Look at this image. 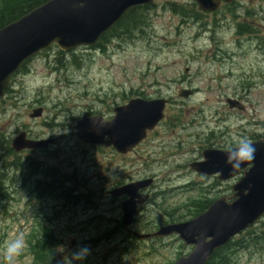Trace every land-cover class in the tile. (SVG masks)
Returning a JSON list of instances; mask_svg holds the SVG:
<instances>
[{
	"label": "rangeland",
	"instance_id": "rangeland-1",
	"mask_svg": "<svg viewBox=\"0 0 264 264\" xmlns=\"http://www.w3.org/2000/svg\"><path fill=\"white\" fill-rule=\"evenodd\" d=\"M141 13L144 23L124 40L111 39L96 50L81 47L60 52L53 46L34 57L12 79L10 89L14 93L0 99V199L2 192L10 197L0 201V251L6 242L22 234L26 247L15 264H36L32 250H44L37 246L36 234L44 237L48 230L56 236L55 246L47 244L49 252L58 247L66 251L87 247L89 255L84 264H172L180 254L190 251L176 238L146 243L131 239L120 228L118 206L110 200L77 206L38 201L30 191L31 182L11 180L13 169L1 173L3 163L14 158L1 154V150L20 127L33 135L59 138L60 149L34 154L33 158H44L47 165L59 170L80 163L85 169L93 168L92 162L99 161L88 175L97 173L94 177L102 180L116 173L111 169L117 160L100 154L92 158L90 151L83 153L84 147L76 151L75 121L100 110L98 98L109 94L114 95L110 102L130 92L167 99L164 119L149 133L150 143L143 148L152 155L145 156L147 172L158 176L163 191L187 182L202 184L186 169L191 156L199 153L196 146L201 141L211 139L230 147L241 138L249 139L256 127L261 130L264 43L255 44L253 38L264 36V0H236L232 7L223 5L211 14L200 13L192 0H153ZM182 90H193L194 94L186 99L179 96ZM228 98L243 104L245 110H230ZM37 107L43 108V115L29 119L28 114ZM75 155L82 159L80 163H76ZM132 162L137 166L141 160ZM205 184H213L208 187L213 199L227 193L225 184L215 185L213 180ZM202 197L201 192L166 191L160 201V215H155L154 208L145 221L144 216L138 218L143 221L140 231L159 229L171 217L174 223L193 219ZM262 222L255 229L259 234L264 230V218ZM61 255L56 253L53 264ZM231 257L232 264H264V240L235 251ZM45 264H52V260Z\"/></svg>",
	"mask_w": 264,
	"mask_h": 264
},
{
	"label": "water",
	"instance_id": "water-1",
	"mask_svg": "<svg viewBox=\"0 0 264 264\" xmlns=\"http://www.w3.org/2000/svg\"><path fill=\"white\" fill-rule=\"evenodd\" d=\"M198 9L205 13L214 12L221 2L230 4L233 0H193ZM151 0H48L16 21L0 28V98L3 96L11 76L28 59L48 47L55 45L61 51L78 47H93L98 40L115 25L130 9L148 5ZM189 90L179 96L188 98ZM230 109L243 110L234 99H227ZM165 100H132L127 105L114 109L115 116L108 122L100 118H83L75 123L78 138L93 144L109 138L106 144L119 147V152L131 149L140 142L146 132L163 118ZM41 109L33 110L29 118L41 116ZM45 142L27 140L25 133L17 134L11 142L15 152L43 149ZM255 159L230 171L224 163L226 151L207 150L204 161L193 163L190 168L206 176L219 174L218 180L231 179L244 172L238 183L232 186L235 200L227 203L224 199L215 201L205 213L180 224L162 227L155 234L141 236L166 237L178 235L185 245H193L192 251L174 264H205L214 250L226 245L231 238L254 224L264 213V145L255 144ZM139 187V186H138ZM138 187L126 186L116 195L126 193L130 199L121 206L124 226L132 222L135 213L134 194Z\"/></svg>",
	"mask_w": 264,
	"mask_h": 264
},
{
	"label": "flooded vegetation",
	"instance_id": "flooded-vegetation-1",
	"mask_svg": "<svg viewBox=\"0 0 264 264\" xmlns=\"http://www.w3.org/2000/svg\"><path fill=\"white\" fill-rule=\"evenodd\" d=\"M257 34H258V30ZM253 41L255 44L264 43V36L257 35L256 38H253ZM98 49V46L94 48V50ZM110 96H113V94H109L106 96H103L104 98H98V102L101 106V109L98 111H95L92 113L93 116L101 117L103 121H109L113 117V110L118 107H123L126 105L131 99H148L149 97H146L142 95L139 92H131L126 94L122 93L116 96L117 98L110 102L111 100ZM42 108V107H41ZM43 110V108H42ZM159 124L155 127L157 128ZM258 126V125H257ZM259 126L261 127V130H259V127H256L255 130H252L251 137L249 140L253 144L261 143V145H264V122H260ZM154 128V129H155ZM153 129V130H154ZM152 130V131H153ZM150 131L149 133H151ZM19 132H24L26 139L29 140H47V141H53V144H50L49 147L46 150H24L21 152H14L11 150L10 145H6L3 150H1V154L4 155H13L14 158L11 162H4L3 166L1 167V173L2 171H5V173L8 172L9 169H13V173H15L14 177L11 178L13 181L21 182L28 181L31 182L32 188L30 189L31 192L35 193L37 200L41 203H48V202H54L58 203L59 205H70V206H77L81 205L85 202H101L105 200H110L111 202H114L115 206H118V215L119 218H121V204L129 199V195L122 194V195H116L115 191L120 189L121 187H124L126 185H129L131 183H137L139 181H144L147 179H152V183L144 188L140 189L135 193V201L141 200L143 198L147 197V200L144 203L136 204V215L133 220V223L128 227H120L123 228L126 232L125 234H129L130 236H134L135 233L143 234V233H152L156 231L157 229H144L143 231H140V223L145 221L146 214L148 212H151L152 209L156 208L155 215H160L161 212V203L162 196L164 191L161 190L160 185L157 183L156 177L154 173L147 172L146 162H145V156L150 154L151 150H147L146 153H144L143 148H145V145L150 143V140H148V135L134 145L131 149L126 150L124 152H119L118 148L115 147L112 144H106L109 142V138L107 136L102 137L101 142H97L94 144H85L80 142L77 139L78 148L76 151H78L80 148L84 147L83 153H86L87 151H90L92 154V158H97L100 154L101 156H106L105 158L110 160H117L115 163L116 166L111 169V171H116V173H111L108 175V178L106 179H96L97 173H93L92 176L89 177V173H91V170L98 167L99 161H93V168L91 166H87L86 169L81 167V158L79 155L76 156V163H80L78 167H62L63 170H59L56 166L47 165L44 158L42 159H35L33 158L34 154H43L50 150V152H54L55 149H60L58 147L59 138L54 135H48V136H37L33 135L32 132H30L29 129L25 127H20ZM219 134H222V132H219ZM76 137V135H75ZM233 146V145H231ZM230 146V147H231ZM196 147L197 151L199 153L193 154L186 163V169L188 173H190L192 176L199 178V180H202V184L194 183V182H187L184 184H181L179 186L171 185L170 188L167 187L166 191H176L181 190L183 188L189 189L192 188L191 186H197L199 189L207 190L206 192L209 194V188L213 187L212 185H206L205 182L208 180H213V183L215 185L222 186L223 184L227 185V189H229V183L230 182H221L217 179L216 176H213L211 178L201 176L195 173H192L188 169V165L191 162H199L202 159V152L204 150H226L228 149V146L222 145L220 142L211 140V139H205L201 141ZM195 147V148H196ZM142 149V150H141ZM60 153L62 150H59ZM149 151V152H148ZM33 153V154H32ZM6 157V156H3ZM104 158V157H102ZM132 159H139L141 162L136 166L131 163ZM3 160V158H2ZM110 165V164H109ZM21 167H24V171H20ZM178 167V166H177ZM176 167V168H177ZM3 173V174H5ZM21 173V174H20ZM117 176H119L117 178ZM151 176H154L155 180L151 178ZM156 176V177H155ZM243 174H239L234 180L231 182L234 183L239 181L242 178ZM178 179V177H176ZM105 181H107V185H105ZM154 184V185H153ZM105 185V186H104ZM153 186V188L150 191V187ZM9 189V188H8ZM11 190V189H9ZM227 193L225 195L220 196L224 197L225 199H228V190H226ZM210 197V196H209ZM0 201H7L10 199V197H7V193L5 194L2 192ZM211 198V197H210ZM0 204H3V202H0ZM95 205V204H94ZM144 216L143 221H139V217ZM264 218V217H263ZM262 218V219H263ZM262 219L258 220L256 224L263 223ZM169 222V220H168ZM169 224V223H168ZM257 226V225H256ZM130 229H133L130 230ZM264 232V230L262 231Z\"/></svg>",
	"mask_w": 264,
	"mask_h": 264
},
{
	"label": "trees",
	"instance_id": "trees-1",
	"mask_svg": "<svg viewBox=\"0 0 264 264\" xmlns=\"http://www.w3.org/2000/svg\"><path fill=\"white\" fill-rule=\"evenodd\" d=\"M45 1L47 0H0V28L14 22ZM142 10L144 8L137 7L128 11L108 34L101 39L100 45L102 43H109L110 38L115 37L119 39L120 37H125L124 34L129 35L133 33V30L136 32L141 24L144 23V17L141 13ZM199 16L201 15L199 14ZM6 92L10 93L9 89ZM210 203V200L202 201L194 210V216L203 213ZM261 234L264 233L262 232ZM242 235L234 238L223 248L216 250L206 264H232L231 256L235 251L256 245L258 240H264V237L257 233L254 228L248 229ZM43 239L40 238L38 243L42 246V249H45Z\"/></svg>",
	"mask_w": 264,
	"mask_h": 264
},
{
	"label": "clouds",
	"instance_id": "clouds-1",
	"mask_svg": "<svg viewBox=\"0 0 264 264\" xmlns=\"http://www.w3.org/2000/svg\"><path fill=\"white\" fill-rule=\"evenodd\" d=\"M255 155V144L247 138H241L236 142L234 147L224 153V163L230 171L236 172L242 165L254 160ZM25 247L26 242L22 234L6 242L3 250L0 251L3 264H15V261L23 254ZM60 249H62V251ZM65 251L64 248L58 247L50 251L49 254L51 259L56 253L62 254L57 264H84V261L89 255V249L87 247H81L75 251L67 250L66 254H64Z\"/></svg>",
	"mask_w": 264,
	"mask_h": 264
}]
</instances>
